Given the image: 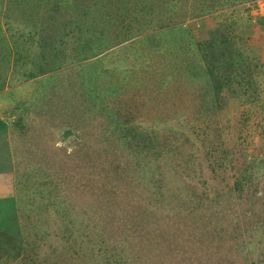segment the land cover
I'll list each match as a JSON object with an SVG mask.
<instances>
[{"label": "trees", "instance_id": "16d2710c", "mask_svg": "<svg viewBox=\"0 0 264 264\" xmlns=\"http://www.w3.org/2000/svg\"><path fill=\"white\" fill-rule=\"evenodd\" d=\"M257 1L259 0H0V94L70 65L88 66L89 63L85 62L110 50V54L119 56L122 53L120 47L129 42L128 45L135 50L137 60L134 69L123 70L121 65H111L89 71L87 78L96 82L92 83L96 89L101 88L98 75L111 82L109 87L97 92L94 88L90 90L91 84L87 79L88 85L85 88L93 96L90 99L99 102L98 110L101 109L106 115L107 139L110 135L117 138L138 159V166L131 170H136L141 175L144 183L140 184L146 189L147 183L160 189L158 193H153L157 202L162 197L166 203H172L171 199H174L178 204L177 207L172 206L174 209L178 212L190 211L187 210L189 205H186L183 190L172 181L171 164L184 162L190 165L196 162L195 145L199 146L192 135L199 128L197 125L191 127V135L176 131L180 134L178 137L170 127L171 122L176 120L173 118L161 123L164 128L162 131L166 132L164 135L157 128L152 132L143 130L139 125L142 115L150 116L148 108L151 106L155 109L156 106L160 107L156 100L164 98V91L161 92L160 89L159 96L153 93V96L148 97L152 101L150 103L143 100L142 95L129 97V91L135 93L141 89V81L154 85L156 77L162 76L161 84L166 78L165 83L173 86L174 98L177 97L180 101L173 106L188 126L195 121L200 109L207 105L204 103L196 107L195 103L204 102L208 95L217 104L231 97L243 98L247 104L260 102L261 89L256 76L261 65L254 60L253 54L246 53L247 38L239 32L241 18L238 14L235 16L241 7ZM258 25L263 27L264 19L259 18ZM157 34L160 37L168 36L165 48L161 45L169 57L168 61L164 60L161 47L154 48ZM125 52L129 53V49ZM183 57L192 59L193 62L180 61ZM192 63L198 70H191ZM118 70L126 74V80L117 78ZM135 74H140L143 78L137 80L133 77ZM209 84L208 89L206 87ZM170 91L172 94V89L167 87V92ZM25 105H17L14 110L20 111ZM209 110L211 107H207L206 111ZM20 115L12 127L0 118V264H149L151 260L141 257L142 253L137 246L127 245L128 235L111 237L97 230V227L89 223V213L77 214L79 211L64 200L68 196L65 185L72 179L64 180L63 174L59 177V172L56 171L48 173L47 179L40 178L36 181L40 171L32 163L29 168H23L20 161H15V150L12 153L8 137L10 131L16 132V128L23 137L29 135ZM154 115L158 118L162 113L157 109ZM200 130L204 134H212L205 129ZM211 140L199 137L201 148L208 146ZM217 151L218 145H215L208 156L213 157L211 155ZM215 164H219V161H215ZM215 167L218 168V165ZM215 167L213 172L218 176L219 172ZM130 172L125 171L124 176L128 180ZM252 178L253 175L248 170L240 169L235 176L234 192L242 197L247 188L252 186ZM83 182L82 180L79 187L82 192H86ZM150 189L154 191L151 186ZM114 191L121 195L117 189L114 188ZM114 191L109 194H114ZM18 198L22 199V204ZM58 200L61 202L56 211L60 219L55 222L57 228L49 240L50 234L44 233L42 229V222L46 225L49 223L45 215L40 212L41 221H32L29 214L35 213L36 207H53ZM24 201H32L31 209L23 206ZM132 206L126 205L117 211L122 218V223H117L118 228L130 227L129 230H134L132 224L126 222L138 220L141 213L132 211ZM157 209L159 207L156 205H147L145 214ZM161 211L163 213L164 209ZM110 214H113L114 223L117 215L115 212ZM167 214L169 212L166 209V217ZM26 216H29L28 220ZM173 219H168V222ZM242 223L244 226L245 221L242 220ZM240 224L238 221L236 226L239 227ZM32 225L36 231L34 238L30 231ZM167 236L169 240H173L179 234L175 232ZM240 238L237 236L233 239L236 255H241L250 245L249 242H240ZM147 242L145 237L142 243L147 245ZM175 242L179 240H164L162 248H159L162 264H169V261L174 264L185 262V259H181L182 250L179 251V247L167 254L165 248ZM190 244L194 246L197 243ZM240 247L242 249L238 250ZM194 251L195 254L188 262H192L197 256L204 257L201 252L196 249ZM209 254L211 256L206 264L216 262L214 255L222 257L221 253ZM235 254L232 256L235 257ZM221 262L225 264V261Z\"/></svg>", "mask_w": 264, "mask_h": 264}, {"label": "rangeland", "instance_id": "374dc122", "mask_svg": "<svg viewBox=\"0 0 264 264\" xmlns=\"http://www.w3.org/2000/svg\"><path fill=\"white\" fill-rule=\"evenodd\" d=\"M237 14L242 24L239 32L247 38L246 53L253 54L254 60L261 65V70L256 76L261 89L260 102L247 104L243 98L231 97L217 104L208 95L204 102L195 103L196 107L204 103L207 105L200 109L195 121L188 126L177 114V108L173 106L180 101L177 97L174 98L173 86L165 83L166 78L161 84L162 76L156 77L154 85H147V81H141V89L135 93L129 91V97L142 95L143 100L148 103L152 102L148 97L153 96V93L159 96V90L164 91V98L156 100L159 101L161 108L156 106L155 109L151 106L148 108L150 116L142 115L139 125L143 130L152 132L157 128L162 131L164 128L161 123L171 121L173 118L176 120L171 122L170 127L175 132L183 131L191 135V127L197 125L199 128V131L192 135V139L199 146L198 148L195 145L196 162L190 165L184 162L171 164L172 181L183 190L186 205H189L187 210L190 211L178 212L172 207L178 206L174 199H171L172 203H166L162 197L157 202L153 193H158L160 189L149 183L146 189L140 184L144 183L141 175L136 170H131L138 166V159L117 138L110 135L107 139L106 115L101 109L98 110L99 102L90 99L93 96L85 88L88 85L87 79L91 84L90 90L94 88L97 92L109 87L111 82L101 79L98 75L101 88L96 89L92 84L96 82L90 77L87 78L89 71L111 65H121L124 67L123 70L134 69L137 60L135 50L128 45L129 42L120 47L122 53L119 56L110 54V50L85 62L89 63L88 66L70 65L61 71L9 88L0 94V118L12 127L21 114L29 132V135L23 137L15 128L16 132L10 131L8 135L12 153L15 150L13 153L15 161H20L23 168H29L32 163L40 171L36 181L40 178L47 179L48 173L56 171L59 172V177L63 174L64 180L72 179L65 185L68 196L64 200L79 211L77 214L89 213V223L97 227V230L111 237H117L119 234L122 237L128 235L127 245L137 246L142 253L141 257L147 261L151 260L149 264H162V253L159 248H162L164 240L171 242L179 240L165 249L168 254L179 247L178 250H182L181 259H185L183 264L192 262L206 264V260L211 256L209 253L212 252L222 255V257L214 255L216 260L214 264H224L221 261H225V264H264V26L258 25L259 18L264 19V0L241 7L235 16ZM167 38V35L160 37L157 34L154 48L161 45L165 48ZM126 49H129V53L125 52ZM161 51L164 60L168 61L165 49L161 47ZM173 57L176 58L175 55ZM183 60L193 62L192 59L188 60L185 57L180 59ZM195 64H191L192 71L197 69ZM117 76L121 81L126 80V74L122 70H118ZM133 77L137 80L143 78L140 74ZM204 78L206 79L205 76ZM167 87L172 89V94L171 91L167 92ZM206 88L209 89L210 84ZM22 103L26 104L25 107L15 111L14 108ZM207 107H211V110L206 111ZM157 109L162 113L158 118L154 115ZM27 110L29 112L26 113ZM193 113L194 111L191 118ZM200 129L212 134H204ZM66 132H70L68 137H64ZM164 134L166 132L162 131V135ZM176 135L180 137L179 132H176ZM173 136L174 134L171 135ZM199 137L212 140L208 146L201 148ZM215 145H218V151L211 155L213 157H209L208 153ZM215 161H219V164H215ZM215 165H218V168ZM214 167L219 172L218 176L213 172ZM240 169L248 170L253 175L252 186L247 188L242 197L234 192L235 176ZM126 170L131 171L128 175L129 180L124 176ZM82 180L86 185V192H82L79 187ZM114 188L121 195L116 193ZM112 190L114 194L111 195L109 193ZM18 200L22 204V199ZM31 202L24 201L23 206L29 210ZM60 202L58 200L55 206L50 208L35 206V213L29 214L32 221H41L40 212L45 215L49 223L46 225L42 222V229L44 233L50 234L49 240L57 228L55 222L60 219L56 211ZM126 205H133L132 211L141 213L138 220L126 222L131 223L134 230H129L130 227H117V223H122L117 211ZM147 205H156L159 209L145 214ZM161 209H164L163 213ZM166 209L169 212L168 219L174 218L172 221L168 222ZM114 212L117 218L113 223V214L110 213ZM29 216H26V220ZM242 220L245 221L244 226ZM238 221L241 222L239 227L236 226ZM30 231L34 238L36 231L33 225ZM175 232H178L179 236L169 240L167 235ZM237 236L241 237L240 242L250 244L241 255L235 254L236 246L233 239ZM145 237L148 239L147 245L142 243ZM190 242L197 244L192 246ZM194 249L201 252L204 257L197 256L192 262H188L195 254ZM240 249L242 247L238 250ZM169 264L174 262L169 261Z\"/></svg>", "mask_w": 264, "mask_h": 264}, {"label": "water", "instance_id": "95a60500", "mask_svg": "<svg viewBox=\"0 0 264 264\" xmlns=\"http://www.w3.org/2000/svg\"><path fill=\"white\" fill-rule=\"evenodd\" d=\"M70 135V132L64 133V137H68Z\"/></svg>", "mask_w": 264, "mask_h": 264}]
</instances>
